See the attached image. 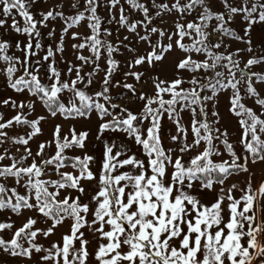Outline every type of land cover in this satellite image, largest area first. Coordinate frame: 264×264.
Returning a JSON list of instances; mask_svg holds the SVG:
<instances>
[{
    "label": "snow or ice",
    "instance_id": "1",
    "mask_svg": "<svg viewBox=\"0 0 264 264\" xmlns=\"http://www.w3.org/2000/svg\"><path fill=\"white\" fill-rule=\"evenodd\" d=\"M35 2L0 0V29L8 28L27 38L23 44L14 42V47L22 53L21 58L9 54L13 44L0 36V64L4 65L0 73L14 92L27 91L35 97L20 102L11 97L0 101V105L16 111L8 119L0 113V212L9 211L16 216L24 211L36 214L35 218L28 216L19 227L11 217L0 222V252L27 261L36 255L37 264H264V243L259 239L264 235V220L257 219V211H264V205L259 204L264 200V183L253 188L250 176L246 186L239 189L242 193L239 198L233 195L236 184L226 191L223 187L233 174L249 172V161L264 162V95L256 87L264 84V72L250 70L264 64V54L249 55L243 65L240 58L242 52L253 53L251 31L253 25L264 23V0H219L224 11H213L215 0H123V4L121 0H83V5L81 0H72V15H66L60 4L40 12L39 20L29 10ZM102 5L108 8L107 23L118 25L115 42L105 38L113 32L102 28L105 21L98 14ZM124 5L138 12L142 19L129 22ZM117 7L118 18L114 14ZM193 13H196L193 19L186 20ZM169 15L175 17L172 30L153 24L157 18L164 24V17ZM17 16L23 20V26ZM236 16L246 24L243 36L229 26ZM58 18L63 27L56 48L49 45L35 62L36 65L47 63L46 76L50 83H43L40 68L32 65V58L44 47L38 25L46 28L49 21ZM83 21H87L90 34L71 33L73 40L81 41L71 45L81 63L65 61L70 79H62L55 57L65 51V36ZM120 29H125L137 43L147 45L145 52L139 54L125 43L130 40L129 35L120 40ZM55 34L53 28L47 36L51 39ZM226 39L247 47L229 51L231 44L225 43ZM121 48L135 53L126 61L128 70L123 75L138 83L149 69L164 70L169 53L178 49L183 56L172 64V79L148 75L145 83L151 82L154 89L148 95L137 93L136 87L126 81L117 79L113 83L114 74L120 69L115 54ZM85 49L89 56L83 55ZM194 55L204 59H195ZM102 57L106 68L101 90L89 95L78 85L83 84L86 89L93 83L101 71ZM84 65L93 68L82 75ZM144 65H147L144 71L132 70ZM18 72L21 74L17 75ZM181 72L189 76L185 78ZM112 88L126 89L132 98L143 102L139 113L114 103L110 95ZM65 92L71 94L66 103L61 100ZM224 92L230 93L228 111L240 118L243 155H237L226 139L227 131L215 127L220 114L214 109ZM245 98L252 99L260 111L248 107ZM37 101L48 116L29 119ZM93 111L101 121L97 139L105 132L124 133L141 147L146 160L129 155L123 146L117 148L115 143L105 142L98 170L94 172L96 157L84 151L89 133L77 132L72 127L64 134L61 124H56L51 139L38 143L33 152L31 142L43 134L41 123L49 116L87 119ZM183 112L190 115L188 126L183 123ZM165 114L175 125L176 134L170 136L174 147L165 148L162 142L161 121ZM145 121L149 126L142 131ZM17 127L25 129L23 134L10 135ZM216 141L224 145L230 159L221 162L212 159L221 155ZM201 145L203 151L185 161V155ZM76 150L82 154L69 155ZM5 160L7 164L3 163ZM128 167L137 171H121ZM84 181H96V190L88 202L82 201L86 192ZM217 184L221 187L210 206L190 191L197 185L201 191H212ZM72 191L78 195L73 196ZM68 220L69 229L58 241L47 247L39 242L41 237L48 239L54 235ZM38 222L48 226L36 227ZM84 229L97 242L91 251L92 241ZM6 230L11 232L9 239L3 235Z\"/></svg>",
    "mask_w": 264,
    "mask_h": 264
},
{
    "label": "rangeland",
    "instance_id": "2",
    "mask_svg": "<svg viewBox=\"0 0 264 264\" xmlns=\"http://www.w3.org/2000/svg\"><path fill=\"white\" fill-rule=\"evenodd\" d=\"M71 3H72V0H47V2H45V0H36V2L32 4V6L30 7L29 10L34 15V17L37 20H39V19H41L40 12H42V11L46 12L50 8H53V7L60 5V4H63L62 10L64 11V13L66 15H72L74 10H72L70 8ZM121 3L123 4V0H121ZM81 5H83V0H81ZM118 7H117V9L114 10V14L117 15V18L119 15ZM124 7L126 9V14L129 16V22H131L133 20H137V19H142V16L138 12L131 11L127 5H124ZM58 10H60V9H58ZM81 10H83V7H81ZM197 11H199V9ZM213 11H224L223 6L219 4V0H215L214 6H213ZM98 14L105 21L104 24L102 25V28H108L113 32V35L111 37H105V38L115 42L116 38H117L116 29H117L118 25H116L115 23H112V24L107 23V19L109 18L108 8L106 6L102 5L100 8H98ZM195 15H196V13H193V15L188 16L186 18V20H192ZM16 18L18 20H20V24H21V26H23V20L19 16H17ZM174 19H175L174 16L169 15V16L164 17V20H165L164 24H162V25L160 24L159 18L155 19L153 21V24L160 26V27L167 28L169 30H172V21ZM182 22H186V21H182ZM10 23H11V18H9V24ZM86 25H87V21H83V22H81V24L79 26L74 27L69 31V33L65 36V41H64L65 51H64V53L63 54L58 53L55 57L56 66L58 67V69L62 73V79H70L67 75V72H66L68 64L65 63V61H70L72 64H75V65H79L81 63L80 61H78L76 59L74 50L71 47L72 44H74V43L79 44L81 41L80 40H73L71 38V33L72 32H79L81 35H89L90 32L87 29ZM229 26L231 28H233L241 36L244 35L243 29H244V27H246V24L240 16H236ZM62 27H63V22L59 18L55 21H49L48 27H46V28L40 27L38 25V28L40 29V32H41V36L39 39H40L41 44L44 47H43V49L38 50L39 55L37 57L32 58V65H33V68H35V67L40 68L39 76H40L41 81L43 83H50V81L47 80V76H46L47 63L42 61L40 65H36L35 62L37 59H40L45 54V51L49 45H51L53 47V49L56 48L57 42L59 41V38L61 35ZM53 28H55L56 34L54 37H52L50 39L47 36V33H48V31H50ZM140 31L143 34V29H140ZM125 35L130 36V40L126 41L125 43H128L131 47L135 48L137 53H139V54H143L145 52V50L147 49V45L142 44V43H137L135 38L131 37V35L129 33H127V31L125 29H120L119 39L123 40ZM0 36H3V38L8 39L9 42L11 44H13V46L9 50L10 55H15V56H19V57L23 58L22 53L14 47V42L20 41L22 44L26 43L27 38L25 36L17 35L16 33L12 32L8 28L0 29ZM213 39H215V37H213ZM245 39H247V37H245ZM251 40H252L251 46L253 48V53L248 54V53L242 52L240 54L242 65L249 58V55H257L258 56L260 54H264V23L253 25L252 31H251ZM164 42L166 43L167 40L165 39ZM185 42L189 43L190 41L186 40ZM33 43H35V41H33ZM225 43L231 44V47L228 49L229 51H233L236 48H242L243 49V48L247 47V45L244 43H241L238 41L227 40V39L225 40ZM221 50H223V49H221ZM83 55L89 56L90 53L87 49H85V50H83ZM133 55H135V53H129L124 48H121L120 53L115 54V59L120 61V69H119V71H117L114 74L113 83L117 79L121 80L122 82L126 81L127 83H131L136 87L137 93L146 92L148 95H152L154 89L152 88L151 82L145 83V81L148 78V75L159 74L161 79H165V78L172 79L173 78V76H172V71H173L172 64L175 60L180 59L183 56V53L180 52L178 49L175 50L174 52L169 53L165 62H164V70H161L159 68L156 70L149 69L148 72L145 74L144 78L139 83L136 82L134 80V78L124 77V75H123V73L128 70L125 67L126 61L131 59ZM194 58L198 59V60L204 59V57L200 56V55H194ZM99 64H100L101 71H99L95 75V77L93 78V83L89 87H87L86 89L84 88L83 84L78 85V87L84 89L89 95H94L95 92L101 90V83H102V79L104 76V69L106 68L105 60L103 57L99 61ZM3 67H4V65L0 64V68H3ZM92 68H93V65H84L81 74L83 75L84 73L90 72L92 70ZM146 68H147V65H144L142 67H137V68H134L132 70L133 71H144ZM250 70L253 72H264V64L255 65ZM20 74L21 73H19V72L17 73V75H20ZM180 75L187 78L189 76V73L181 72ZM71 78L72 79L75 78L74 72L72 73ZM183 86L188 87L187 84H185ZM256 87L259 91H261V94L264 95V84H257ZM70 95H71L70 93L65 92L64 94H62L61 100L66 103L68 98L70 97ZM110 95L112 96V100L114 103L124 104L130 110H132L134 113H139L140 109L142 108L143 102L137 101V100H135V98H132L131 93H128V91L126 89L112 88L110 90ZM229 95H230V93L224 92V93H221L217 99V103H216L214 110L219 112L220 120H219V124L215 125V127H219L222 131L226 130L227 131L226 139L230 143H232L234 150L236 151L237 155H243V148L240 144V138L242 135V129L239 125V119L240 118L232 115L228 111V109L230 107L229 101H228ZM9 97L16 100L17 102L35 99V97H31L27 91H25L23 93H16L12 89L7 87L6 77L2 73H0V101L4 100L6 98H9ZM167 98L168 97L165 96V99H167ZM101 102H103V101H101ZM244 102L246 103V105L248 107H252L255 111H257V112L260 111L259 106L255 105V103L252 99L245 98ZM209 109L210 110L212 109L211 104H209ZM17 111H19V110L17 109ZM25 111H27V109H25ZM0 113H3L5 119H8V118H11L12 116H14L16 114V111H13L10 106L4 107V106L0 105ZM39 115L48 116V113H47L46 109L40 104V102L37 101L36 105H35V111L29 116V119H34ZM181 115L183 117V123L185 124V126H188L189 122H190L189 113L183 112V113H181ZM209 119L210 120L212 119L211 115H209ZM100 122L101 121H100V119L97 116L95 111H93L90 114L89 118H87V119L76 118V119L65 120L63 117H60V116H57L56 118H52L49 116L48 119H46L45 121H42V123H41L43 134L38 136L37 138H35L31 142V147L33 149V152L36 151V147H37L38 143H40L44 140L51 139V132H52L54 126L56 124H61L64 134H67L69 128H72V127H75L77 132L87 131L89 133V137H88V141H87V148L84 151H87L90 155H93L96 157L97 163L94 164L93 168H92V170L94 172H96L98 170V167H99L98 162L101 158L103 144L105 142L115 143L117 148H119L120 146H123L124 151H126L129 155L135 154L138 158L146 160V157L144 156L141 147L137 146L135 144L134 140L128 138L126 136V134H124V133H121V132H115V133L105 132L100 139H97L96 137L98 135V126H99ZM148 126H149L148 122L145 121V123L142 125V131H145ZM24 131H25V129L17 127V128H14L13 130L10 131V135L16 134V133L23 134ZM174 134H176L175 125L173 124V122L171 120L168 119L167 114H165L164 117L162 118V121H161V137H162V142H163V145L165 148L174 147V145H172V143L170 141V136L174 135ZM188 139H189V142H191L192 135H191L190 131H189ZM262 139H264V136H262ZM215 143H216V147L219 150V152L221 153V155L213 156L212 159L215 162H221L223 160L230 159L228 153L226 152V150L224 148V145L222 143H220L219 141H216ZM47 151H51V150H47ZM200 151H203V145H201L197 149H194L191 153L186 154L184 157L185 161H187L191 156L195 155L197 152H200ZM81 154L82 153L79 150H76L74 152L69 153V155H81ZM3 163L7 164L8 161L5 160ZM248 168H249V172L237 173V174H233L232 176H230L226 180L225 184L223 185V187L225 188V191L229 187H231L232 184H236L237 190H234L233 195L236 198H239L242 194L241 191H239V189L244 188L246 186V181L248 180V178L250 176L253 178V188H258L261 183H264V162H257L255 164H253V163H251V161H249ZM67 170L71 171V169H67ZM121 171H130V172L135 173L137 170L132 169L131 167H128L125 169H121ZM169 171H171V169H169ZM53 178H55V177H53ZM9 183L11 184L12 182L9 181ZM82 183L86 189L85 195L82 197V201L88 202L91 195H93L95 190H96V181H92V182L84 181ZM220 187L221 186L217 184V185H214V188L212 191H209L206 189L201 191L199 189V186L197 185L196 187H194L190 191L193 194H195L203 204L210 206L212 203L215 202V200L217 198V194L219 193ZM18 190L21 193L24 192L23 188H19ZM64 194L65 193H62L61 195L63 196ZM72 195L76 196V195H78V193H76L75 191H72ZM225 203H227V202H225ZM259 204L264 205V200H260ZM224 215H225V220H226L227 219V212L226 211H225ZM28 216H33L35 218L36 214L33 212H30V211H24L21 216H16V215L10 213L9 211H4V212H0V222H7L8 218L11 217V221L15 222V226L19 227L22 225V223L25 221V219ZM257 219H258V221L264 220V211H257ZM70 223H71L70 220L65 221V223L63 225L59 226L56 229L54 235L50 236L48 239H44L43 237H41L39 239V242L44 244L45 247H47L52 242L58 241L60 239L61 234L68 231ZM47 226H48V224H45L43 222H38V224L36 225V227H42V228H46ZM84 231H85L86 237L92 241L90 248H89V250L91 251L96 246L97 242L95 239L92 238V234L90 232H88L87 229H84ZM3 235H4L5 239H9L11 236V232L6 230L3 233ZM259 239L262 243H264V235H261L259 237ZM0 264H37V256L34 255L32 261H27V260L22 259V258L10 257L7 254L0 252Z\"/></svg>",
    "mask_w": 264,
    "mask_h": 264
}]
</instances>
